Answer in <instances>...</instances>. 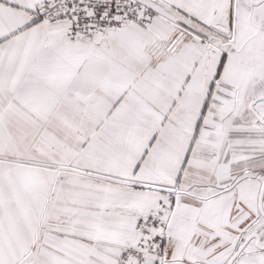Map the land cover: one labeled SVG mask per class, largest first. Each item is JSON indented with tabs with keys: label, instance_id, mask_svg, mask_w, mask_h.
Returning <instances> with one entry per match:
<instances>
[{
	"label": "snow or ice",
	"instance_id": "snow-or-ice-1",
	"mask_svg": "<svg viewBox=\"0 0 264 264\" xmlns=\"http://www.w3.org/2000/svg\"><path fill=\"white\" fill-rule=\"evenodd\" d=\"M0 264H264V0H0Z\"/></svg>",
	"mask_w": 264,
	"mask_h": 264
}]
</instances>
